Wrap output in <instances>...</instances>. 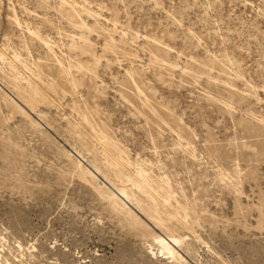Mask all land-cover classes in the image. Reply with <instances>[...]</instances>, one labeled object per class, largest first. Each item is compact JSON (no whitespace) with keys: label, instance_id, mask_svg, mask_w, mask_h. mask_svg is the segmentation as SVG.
Segmentation results:
<instances>
[{"label":"rangeland","instance_id":"374dc122","mask_svg":"<svg viewBox=\"0 0 264 264\" xmlns=\"http://www.w3.org/2000/svg\"><path fill=\"white\" fill-rule=\"evenodd\" d=\"M95 134L189 229L109 207ZM262 220L264 0H0V264H264Z\"/></svg>","mask_w":264,"mask_h":264},{"label":"bare ground","instance_id":"6f19581e","mask_svg":"<svg viewBox=\"0 0 264 264\" xmlns=\"http://www.w3.org/2000/svg\"><path fill=\"white\" fill-rule=\"evenodd\" d=\"M27 105L31 108V106H33V100H31V103H27ZM72 128L76 130V132H80V126L73 125ZM95 138L98 139L99 144H96L100 146L103 156L107 159L108 167L106 171L111 172L114 177L118 179L124 177L132 187L130 190H126L112 184V186L117 189V193H99L101 197L103 196V198H106L112 210L118 212V214L133 217L132 212L125 205L124 201L126 200L132 202L137 209L144 213V215L156 226L163 227L164 222H175L182 228L189 229L187 217L190 209L187 205L178 203L167 181H161L162 179L160 181L153 180L140 169L134 175L126 174L125 169L129 165V162L118 156L116 153L118 151L116 145L106 137H100L95 134ZM85 150L91 152L95 157L98 156L94 144L93 146L90 145V147L87 145ZM67 156L69 160L72 159L71 156ZM71 162L75 164L77 170L81 174H86L84 168H82L80 164H76L74 160ZM128 191H130L132 195H130ZM173 202L176 203L175 206ZM136 224L141 225L139 221H136ZM263 227L264 220L259 221V228L263 229ZM167 236H169L168 233ZM169 237L174 238V236Z\"/></svg>","mask_w":264,"mask_h":264}]
</instances>
